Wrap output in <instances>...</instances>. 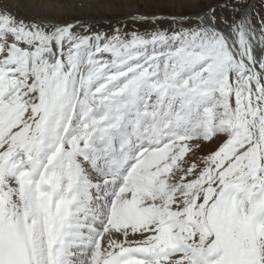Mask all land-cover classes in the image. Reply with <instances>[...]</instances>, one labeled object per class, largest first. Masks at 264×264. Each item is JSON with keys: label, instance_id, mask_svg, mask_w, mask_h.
<instances>
[{"label": "snow or ice", "instance_id": "6c2138e0", "mask_svg": "<svg viewBox=\"0 0 264 264\" xmlns=\"http://www.w3.org/2000/svg\"><path fill=\"white\" fill-rule=\"evenodd\" d=\"M0 264H264V0H0Z\"/></svg>", "mask_w": 264, "mask_h": 264}, {"label": "bare ground", "instance_id": "6f19581e", "mask_svg": "<svg viewBox=\"0 0 264 264\" xmlns=\"http://www.w3.org/2000/svg\"><path fill=\"white\" fill-rule=\"evenodd\" d=\"M13 3L22 2V0H12Z\"/></svg>", "mask_w": 264, "mask_h": 264}]
</instances>
